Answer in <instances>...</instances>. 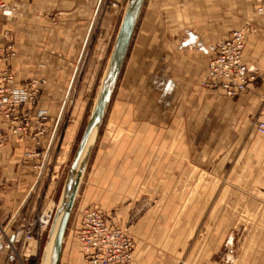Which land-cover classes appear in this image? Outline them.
I'll list each match as a JSON object with an SVG mask.
<instances>
[{
	"label": "crops",
	"instance_id": "0c3cea01",
	"mask_svg": "<svg viewBox=\"0 0 264 264\" xmlns=\"http://www.w3.org/2000/svg\"><path fill=\"white\" fill-rule=\"evenodd\" d=\"M112 1L124 2L0 0V47H14L17 82L46 81L40 106L48 111L47 126L56 122L65 93L74 100L45 177L53 175L46 192L60 181L110 54L120 16V10L106 8ZM242 28L243 60L253 81L246 91L227 96L203 82L215 44ZM262 121L259 4L146 0L77 205L91 201L110 225L128 226L136 264H179L176 256L182 264H222L212 259L221 254L223 264H264V136L255 128ZM24 151L17 142L0 149V228L8 234L38 207L31 192L33 162H24ZM155 206L166 208L164 217L153 216ZM80 222L77 216L70 222L61 264H82L79 247L73 258ZM162 222L181 223L182 235L195 239L189 254L186 246L176 249L181 231L172 235L171 247L164 246L171 236ZM32 257L34 262L36 253Z\"/></svg>",
	"mask_w": 264,
	"mask_h": 264
},
{
	"label": "built area",
	"instance_id": "2783aa9c",
	"mask_svg": "<svg viewBox=\"0 0 264 264\" xmlns=\"http://www.w3.org/2000/svg\"><path fill=\"white\" fill-rule=\"evenodd\" d=\"M259 12L264 15V0H255ZM106 8L118 9L117 2H109ZM9 40L8 36H5ZM246 47V29L215 44L214 56L208 64V79L203 85L211 89H223L227 96L246 91L252 84L243 56ZM14 47L8 43L0 47V149L12 142L25 144L24 162L32 161L35 184L32 194L48 174L53 151L61 139V128L67 108L74 100L66 94L56 122L47 126L48 111L40 106V98L46 81L35 77L25 83L16 81L11 60ZM256 131L264 136V121L258 122ZM33 141L34 146L29 145ZM34 210L23 218V225L13 234L0 228V256L4 264H27L38 253L53 219L54 200ZM80 218L78 242L82 264H136L134 253L136 240L125 230L110 225L104 213L94 207L75 206L72 218Z\"/></svg>",
	"mask_w": 264,
	"mask_h": 264
},
{
	"label": "water",
	"instance_id": "95a60500",
	"mask_svg": "<svg viewBox=\"0 0 264 264\" xmlns=\"http://www.w3.org/2000/svg\"><path fill=\"white\" fill-rule=\"evenodd\" d=\"M146 0H127L100 85L64 180L39 264H61L67 231L91 158L122 75Z\"/></svg>",
	"mask_w": 264,
	"mask_h": 264
},
{
	"label": "rangeland",
	"instance_id": "374dc122",
	"mask_svg": "<svg viewBox=\"0 0 264 264\" xmlns=\"http://www.w3.org/2000/svg\"><path fill=\"white\" fill-rule=\"evenodd\" d=\"M126 2H127V0H124V2L120 5V16H119V22H118V25H117V27H116V30H115V34H114V37H113V41H112V45H113V42H114V40H115V36H116V34H117V31H118V28H119V25H120V21H121V18H122V15H123V11H124V9H125V4H126ZM142 18V17H141ZM140 21H141V19H140ZM111 51V50H110ZM108 57H109V55H108ZM107 57V58H108ZM106 62H107V60H106ZM106 62H105V64H104V66H103V68H102V70H101V72H100V74H99V78H97L96 80H95V85H94V88L92 89V91L90 92V96L88 97V102H87V106H86V110H85V112H84V117H83V120H82V124H81V127H80V132H79V135H78V138H77V140H76V142H75V144H74V146H73V149H72V152H71V154H70V156L68 157V159L66 160V162H65V166L63 167L64 168V170H63V173H62V176L60 177V181L56 184V186L53 188L54 189V191H49V192H46V187L48 186V182H50V184H51V177L53 176V175H50V177H47L48 179L46 180V178L44 179V181L40 184V186H39V188L33 193V197L35 198V200H36V202H38V209H40L43 205H46L45 207H47L48 206V202H50V200L51 201H53L54 200V203H56V204H54V205H56L57 206V201H58V198H59V195H60V192H61V189H62V186H63V183H64V180H65V178H66V175H67V173H68V170H69V167H70V164H71V162H72V159H73V157H74V154H75V152H76V149H77V147H78V144H79V142H80V139H81V136H82V134H83V131H84V129H85V126H86V124H87V121H88V118H89V115H90V112H91V109H92V106H93V103H94V100H95V97H96V94H97V91H98V88H99V85H100V81H101V78H102V75H103V71H104V69H105V65H106ZM65 96H66V93H65V95H64V98H65ZM70 109L69 108H67L66 109V111H65V118H67V116H68V114L70 113ZM64 118V119H65ZM65 120H67V119H65ZM256 126V125H255ZM64 123H63V125H62V128H61V135L63 134V132H64ZM255 129V128H254ZM61 138H62V136H61ZM60 141H61V139H60ZM59 141V142H60ZM58 145H59V143H58ZM56 149V148H55ZM55 151V150H54ZM53 151V153H54V155H55V157L53 158V160H52V163L51 164H53L54 163V165H55V160H56V156H57V150L54 152ZM53 155V156H54ZM93 156H94V153H93ZM92 156V158H94ZM92 158H91V161H90V164H89V167H88V170H89V168H90V165H92ZM52 165H50V167H51ZM50 167H49V169H50ZM88 170H87V173H88ZM49 172V171H48ZM87 173H86V176H87ZM86 176H85V178H86ZM84 181H85V179H84ZM84 183V182H83ZM90 203H91V201H90ZM90 203H88L87 202V205H91L92 206V204H90ZM42 204V205H41ZM77 204V203H76ZM78 206V205H77ZM37 209V210H38ZM56 209V208H55ZM178 209L177 208H172V213H174L175 211H177ZM169 211H171V209H169ZM167 211H166V208L165 207H163V206H155V207H153V210H152V213H153V216H156V217H160V218H162V217H164L165 215V213H166ZM164 215V216H163ZM71 222V221H70ZM162 226H163V228L164 229H162V230H164V231H166V232H168V234L171 236L170 238H166L165 240H164V246H168V247H171V243L173 242V240L172 239H174L173 237L174 236H172L173 234H175V235H177V233H178V231H181V223H165V222H162V223H160ZM129 225V224H128ZM190 225V224H189ZM69 226H70V224H69ZM127 227L128 226H126V227H124V229L123 230H125L127 233H129L134 239H135V237L133 236V233L131 234L128 230H127ZM67 233H68V231H67ZM182 231H181V233L179 234L180 235V238L179 239H177L176 240V245H177V251L178 250H182V247L183 246H186L187 248H186V250L188 251V254L192 251L191 249H192V243H193V240H195V239H192V237H191V239L190 240H188L187 239V237H186V235L184 234V235H182ZM46 237H47V235H46ZM46 237H45V239H44V241L41 243V246H40V248H39V251H38V253H36V257H35V261L33 262L31 259L33 258H31V259H29V261H27L26 263L27 264H39L40 263V259H41V254H42V251H43V247H44V244H45V240H46ZM179 241V242H178ZM236 243H238L239 244V241L237 240L236 241ZM236 246H237V244H236ZM78 247L80 248V245L79 246H77V248L75 249V253H74V255H73V258H75L74 256H75V254H76V252H78ZM186 251V252H187ZM222 257H223V255L221 254V256L220 255H215L212 259H214V260H216L217 262H220V263H222L223 264V261H222ZM176 258L179 260V264H182V262H183V258L182 257H179V256H176Z\"/></svg>",
	"mask_w": 264,
	"mask_h": 264
},
{
	"label": "bare ground",
	"instance_id": "6f19581e",
	"mask_svg": "<svg viewBox=\"0 0 264 264\" xmlns=\"http://www.w3.org/2000/svg\"><path fill=\"white\" fill-rule=\"evenodd\" d=\"M53 220V219H52ZM51 223H52V221H51Z\"/></svg>",
	"mask_w": 264,
	"mask_h": 264
}]
</instances>
